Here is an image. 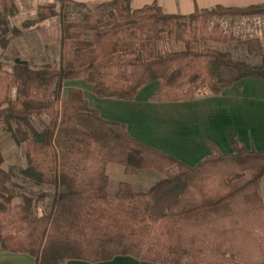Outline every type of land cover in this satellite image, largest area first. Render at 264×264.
Segmentation results:
<instances>
[{
	"label": "trees",
	"instance_id": "16d2710c",
	"mask_svg": "<svg viewBox=\"0 0 264 264\" xmlns=\"http://www.w3.org/2000/svg\"><path fill=\"white\" fill-rule=\"evenodd\" d=\"M81 12L63 18L59 68L0 61V125L16 146L24 145V180L56 188L52 208L33 217L35 198L20 193L0 152V246L24 253L35 264L65 261L103 263L130 257L153 264H256L264 259V204L259 181L264 152L246 150L228 135L231 155H213L188 167L129 136L125 126L103 120L82 92L63 83L80 80L100 99L133 101L158 82L151 102H187L219 96L242 79H264V50L258 39L225 35L214 17L264 15V3L243 9L215 7L189 16L166 15L156 5L139 10L129 0L78 3ZM14 0H0V49L10 43ZM56 4L37 8L28 28L53 18ZM18 33L17 30L12 31ZM217 45L236 44L251 63ZM237 52V51H235ZM234 71L220 78L217 71ZM13 93V94H12ZM51 127L37 131L34 120ZM108 164L126 175L154 169L163 179L147 192L121 184L106 193Z\"/></svg>",
	"mask_w": 264,
	"mask_h": 264
},
{
	"label": "crops",
	"instance_id": "0c3cea01",
	"mask_svg": "<svg viewBox=\"0 0 264 264\" xmlns=\"http://www.w3.org/2000/svg\"><path fill=\"white\" fill-rule=\"evenodd\" d=\"M78 3L104 4L112 0H71ZM264 0H129L132 10L156 4L166 15L189 16L196 10L215 7L243 9L261 5ZM222 30H230L236 37L248 35L258 39L264 50V15L251 17H214ZM243 39V38H241ZM158 82L144 87L133 101L100 99L92 86L80 80L63 83L62 94L70 88L79 89L88 107L109 122L125 126L131 138L165 153L188 167L213 155L214 150L231 155L233 149L228 135L246 150L264 152V79H242L225 89L219 96H208L187 102H151ZM106 193L114 195L121 184H128L134 192H147L163 179L154 169L139 170L126 175L124 167L108 164ZM259 196L264 204V175L259 181ZM264 235V232H261ZM0 264H35L24 253L3 252L0 246ZM64 264H92L68 260ZM95 264H153L130 257H115L112 261ZM256 264H264V259Z\"/></svg>",
	"mask_w": 264,
	"mask_h": 264
},
{
	"label": "rangeland",
	"instance_id": "374dc122",
	"mask_svg": "<svg viewBox=\"0 0 264 264\" xmlns=\"http://www.w3.org/2000/svg\"><path fill=\"white\" fill-rule=\"evenodd\" d=\"M59 1L60 0H14L18 14L15 18L10 20V32L7 36L10 39V43L5 50L0 49V61L6 70H10L17 59L26 62L31 67H40L44 64H50L54 69L59 68L63 18L70 21H79L82 17L81 12L63 6ZM50 3L56 4V15L53 18L28 28L23 27L25 22L35 20L37 8L40 5ZM215 21L216 20H210L208 27L212 28ZM221 27L220 29L223 31ZM14 30H17L18 33L12 32ZM223 32L225 35L230 34V30H224ZM233 34L236 36L238 35L235 33ZM247 37L248 35L241 36L243 40ZM207 45L215 46L224 51L231 48L233 49L231 54L232 57H240L248 63L254 60V58L246 55V50L244 48L236 44L221 46L208 43ZM217 73L220 78L224 79L232 76L234 71L220 68ZM33 126L37 131H42L51 127L46 118L34 120ZM24 151L25 146H16L10 134L0 125V152L4 157L2 169L13 172V181L22 188L20 193L35 198L32 216L38 217L44 212H49L51 210L56 188L51 184L35 185L23 179L20 171L26 167ZM184 264H190V259L186 258Z\"/></svg>",
	"mask_w": 264,
	"mask_h": 264
}]
</instances>
